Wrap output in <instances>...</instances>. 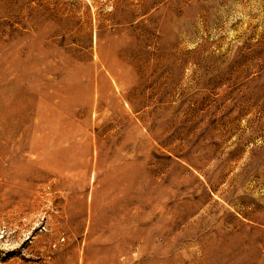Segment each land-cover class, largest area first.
Here are the masks:
<instances>
[{"label": "rangeland", "instance_id": "374dc122", "mask_svg": "<svg viewBox=\"0 0 264 264\" xmlns=\"http://www.w3.org/2000/svg\"><path fill=\"white\" fill-rule=\"evenodd\" d=\"M0 264H264V0H0Z\"/></svg>", "mask_w": 264, "mask_h": 264}, {"label": "bare ground", "instance_id": "6f19581e", "mask_svg": "<svg viewBox=\"0 0 264 264\" xmlns=\"http://www.w3.org/2000/svg\"><path fill=\"white\" fill-rule=\"evenodd\" d=\"M107 52V51H106ZM114 59V58H113ZM104 60H105V58H104ZM108 62V61H107ZM24 113V112H23Z\"/></svg>", "mask_w": 264, "mask_h": 264}]
</instances>
